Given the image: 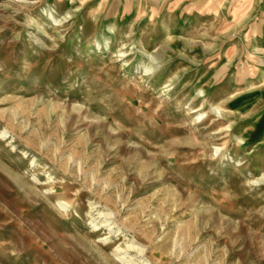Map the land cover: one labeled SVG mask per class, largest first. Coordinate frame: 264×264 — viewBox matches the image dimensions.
<instances>
[{
  "label": "rangeland",
  "instance_id": "374dc122",
  "mask_svg": "<svg viewBox=\"0 0 264 264\" xmlns=\"http://www.w3.org/2000/svg\"><path fill=\"white\" fill-rule=\"evenodd\" d=\"M0 264H264V0H0Z\"/></svg>",
  "mask_w": 264,
  "mask_h": 264
},
{
  "label": "bare ground",
  "instance_id": "6f19581e",
  "mask_svg": "<svg viewBox=\"0 0 264 264\" xmlns=\"http://www.w3.org/2000/svg\"><path fill=\"white\" fill-rule=\"evenodd\" d=\"M130 247V246H129ZM124 259V258H123Z\"/></svg>",
  "mask_w": 264,
  "mask_h": 264
}]
</instances>
